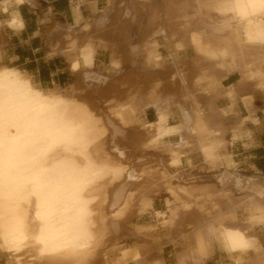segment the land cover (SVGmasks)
I'll return each mask as SVG.
<instances>
[{
	"label": "bare ground",
	"instance_id": "bare-ground-1",
	"mask_svg": "<svg viewBox=\"0 0 264 264\" xmlns=\"http://www.w3.org/2000/svg\"><path fill=\"white\" fill-rule=\"evenodd\" d=\"M11 1L12 5L20 6L25 0ZM141 1L146 3L149 0ZM175 1L162 2L159 15L162 19L158 23L155 22L156 11L151 13L139 45L143 77L130 76L131 91L127 102H118L120 105L111 107L110 112L121 124L127 125L135 112L153 106L157 120L142 126L145 132L135 135L136 143L155 150L163 146L165 139L178 135L179 142L172 144L168 141L162 147L169 153L175 171L182 165L183 157L196 151L209 172L217 173L232 163L230 156L222 154L225 142L220 136V125L210 121L211 94L220 95L215 93L219 89L213 88L220 77L238 72L242 83L251 81L264 90V53L244 52L239 41L234 46L231 43L233 34L220 40L223 30L215 24H207L206 32L190 38L192 18H198L200 12L195 9L194 17H188L187 11L179 8L182 13H178ZM203 4L207 10H215L223 17L222 25L231 32H240L252 43L264 45V0H200L199 5L202 7ZM89 5L92 16L88 21L80 14V3L73 7V22L77 27L71 26L64 34H60L51 21L44 26L47 43L51 44L47 55L64 56L78 77L72 92L66 93L60 88L42 89L20 70L0 66V252L8 256V264H161L162 261L152 257L153 248L142 241L134 248L120 250L116 257L106 249V238L119 229L135 204L129 188L140 180L143 173L139 174L133 166L127 168L123 161L115 162L106 153V130L100 126L102 121L89 104L81 102L84 89L102 81L101 75L91 70L97 49L110 43L108 30L112 22L107 15L101 16L93 3ZM0 8H8L6 0L0 2ZM117 8H121L119 2ZM23 26L18 16L0 24V42L3 28L16 33ZM73 32L77 36L65 40L64 36H74ZM159 34L166 39L172 65L181 51L192 52V58L183 61L185 68L175 69L170 81H165L168 71H156L163 61L156 38H153ZM60 36L63 37L60 39ZM112 44L110 63L118 69L119 49L117 44ZM192 89L201 91L203 96H196ZM232 92L224 90L223 95L234 101ZM200 98L203 102L209 100L208 108L199 105ZM112 101L114 99L110 96L105 103L108 105ZM243 102L252 104L250 99ZM175 104L181 108L183 122L180 120V126L171 127L167 122ZM161 176L169 187L166 189L168 195L187 201L183 214L194 208L191 199L201 193L216 198L217 210L219 204L227 205L211 218L200 217L184 224L179 235L183 241L190 240L192 246L176 256V264H186L187 260L204 262L219 240L228 254L238 256V262L250 250L260 253L257 240L243 237L236 231L237 227L234 229L229 223L237 210L244 209L249 212L247 220L264 226V208L254 198L255 194L264 196V179L245 183L236 180V189H245L248 193L233 202L229 190L217 195L219 191L214 188H208L209 192L205 190L207 193L195 187L180 189L173 187L175 178L165 169ZM150 206L151 201L145 198L140 202L141 212ZM104 208L110 215L105 214ZM175 225L172 218L170 227L173 229ZM180 225L179 222L176 226L180 228ZM144 231L142 228L137 232L142 236ZM203 240L211 245H202ZM155 251L161 253L162 246Z\"/></svg>",
	"mask_w": 264,
	"mask_h": 264
},
{
	"label": "crops",
	"instance_id": "crops-1",
	"mask_svg": "<svg viewBox=\"0 0 264 264\" xmlns=\"http://www.w3.org/2000/svg\"><path fill=\"white\" fill-rule=\"evenodd\" d=\"M1 1L3 0H0V2ZM6 1L8 8L6 10L0 8V24H5L12 16H18L24 26L16 33L15 31L3 28L1 32V41L4 40V43L0 42V49L2 48L0 50V66L20 70L26 77L30 78L33 83L37 84L42 89L49 90L59 87L60 89L67 90L73 88L75 85L73 82L75 75L69 71L68 63L64 56L54 55L55 57H51L47 55L50 53L51 44L49 42L47 43L45 37L43 19L45 17H53L62 27V31L71 26L77 27L73 22V7L79 0H25L20 6L12 5L11 0ZM84 1L85 2L80 4L79 11L81 16L88 21L90 20L88 16H92L90 3L95 5L94 9H96V11L102 13L104 9L108 8L111 4H116L117 0ZM100 49L103 48L97 49L94 67L97 66L99 62L97 58L101 56L99 53ZM189 52V50L181 51L177 57L182 62L188 61ZM159 53L162 56L163 49L160 48ZM241 81V76L238 72L220 77L213 88L214 90L219 89L215 91V93L219 92L220 95L215 96L214 93H212V100L210 101L212 104V109L209 112L210 121L212 124L220 125L222 129V134L220 136L225 142V148L222 151L223 153H221L231 157L232 166L223 167L217 171V173H209L203 167L199 152L193 151V153L190 152L191 154L182 158L181 168L179 167L181 173L198 179H210L212 177L220 178V176L226 175L225 177L228 178L225 181L228 184L226 188L235 192L237 197H241L243 193L235 191L234 182L236 180L245 183L248 180L258 182L264 179V90L257 87L254 82L246 81L242 83ZM224 90L233 91L232 93L234 94L235 100L232 101L229 97L224 96ZM242 99H250L252 100V104L246 105ZM208 103L209 100L203 102V106L208 108ZM173 108L174 109L171 108L172 115L168 119L167 124L171 127L180 126L183 122V119H181V108L179 106H177V108L173 106ZM221 111L223 112L222 114ZM138 118L143 125L152 124L157 120V112L153 106H147L139 113ZM133 134L137 135L135 133ZM133 134L131 136H133ZM167 140L175 144L180 141V136H171ZM212 174H214V176ZM207 184L212 183L201 182L196 186H204ZM156 212L164 211L156 207V199H153L152 208L141 215L135 212L133 220H150ZM207 212L210 214L215 212L211 203L207 201L195 202V208L192 214L184 217L183 214L180 213L178 221L180 220L181 222L182 219L194 222L200 215ZM246 222L247 218L244 216V212L239 209L234 213L231 225L239 226L241 229L245 230L248 236L254 237L261 247L260 253L258 252L257 254L250 250L246 255L242 256L238 262V256L236 254L230 255L226 253L225 250L215 243L210 256L208 259L206 258L204 262L195 263L192 260H187L186 264H261L260 262L264 264V226L255 225L252 228H247ZM137 225L153 226V230L148 232L149 235L159 233V242L157 243H154L151 238H146L149 246L153 248H151L150 255L154 258L157 257L160 261L162 259L161 264H176V256L187 248L186 243L179 235L181 234L179 231L180 228L177 226L175 229H171L166 225L165 229L159 230L157 225L156 228L155 225H148L146 223H138ZM137 225H134V227ZM176 236L179 238L177 239ZM161 246V253L155 251Z\"/></svg>",
	"mask_w": 264,
	"mask_h": 264
},
{
	"label": "rangeland",
	"instance_id": "rangeland-1",
	"mask_svg": "<svg viewBox=\"0 0 264 264\" xmlns=\"http://www.w3.org/2000/svg\"><path fill=\"white\" fill-rule=\"evenodd\" d=\"M164 1L166 2L167 0H149L146 3H143L141 0H117L116 4H111L108 8L104 9V12L100 13V15L102 14L101 16L107 15L106 16L108 17L107 19L112 21L111 26L109 27V30H108L109 31L108 40H110V43L105 48L100 49L99 53L101 54V56L97 58L99 62L97 63V66L95 67L93 65V68L91 70L92 73L97 74L99 76L101 75L100 77L102 81L94 82L93 85L88 86V88L84 89L85 93L84 91L82 92L81 102L83 101L86 105L89 104L88 106H90L91 109H93L96 116L101 119L102 122L100 126L101 127L104 126L103 128H105L106 130V135L104 139L106 153L109 154V156L115 162L123 161V163L125 164L127 168H132L133 166L139 174L143 173L142 177H140V180L136 184H132L129 188L130 189L129 194H134L133 197L135 199L134 200L135 204L132 206V208L133 207L134 208L133 209L131 208V211L127 215V218L125 219V221L121 222L119 229H117L116 232H114L112 235L106 238V243H107L108 248L106 247V244L104 246L106 247L107 250L111 252V255H113L112 257H116L118 253L120 252V250H127L129 248L131 249V248L136 247V245H138L141 241L148 243V240L146 238H151L154 243L159 242V233H153L150 235L148 234V232H151L153 230L154 228L153 226L137 225L138 223H146L148 225H155V228L157 225L159 230L165 229L166 225H168V227L171 228L170 220L172 218L174 219L176 225L179 224L180 222V220L178 221V219L180 218L179 214L180 213L183 214L184 212L183 210H185L184 206L186 205L187 201L181 198L175 199L167 194L168 190L166 189H168L169 187L167 188L166 181L161 178L162 177L161 173L164 171V169L168 172V174L174 176L175 181L172 182L173 187H180V189H187L190 187H195L196 190L201 189V190H204L205 193H207L205 190L208 191L214 188L219 191L217 195L222 194L226 190H229L230 192H232L229 188H226L228 186L227 182H225L228 179L225 177L226 175H222L220 176V178L212 177L210 179H198L193 176H190V175L186 176L184 173H181L180 172L181 167L178 168L177 171H175L172 167L169 153L164 148H162L164 147L166 142H168L167 140L168 138L165 139L162 147L159 146L158 149L160 150H158L157 148H156L157 150L156 149L154 150L153 148L150 149V148H147L146 146H142L136 143L135 135L133 133L138 134L139 132L141 133V131L145 132V130L142 127L143 124L142 122H140L138 118L140 112L138 111L135 112L133 116L131 117L130 122L127 125L121 124L117 119H115L111 115V112H110L111 107H116L120 104L126 103L128 100V95L131 91V88L128 84L130 76L137 75L138 79H142L143 77L144 73H143V65H142V61L140 57L141 50H140L139 45L142 40L141 38H143V34L146 29L151 13L153 11L154 12L156 11L157 13L156 18H155L156 23H158L162 19L161 16L159 15H161L160 7L163 4L162 2ZM82 2H85V1L79 0L77 1L76 5H78L79 3L81 4ZM118 2L121 4V8L119 10L117 8ZM140 2L142 3L140 4ZM199 3H200V0H176L174 4L176 6L174 7L177 10L179 8L180 9L182 8L184 11H187L185 13L188 17H191V16L194 17L195 9H197L200 12V16L198 18L196 17L192 18L193 22L190 24L191 28L189 31L190 38H197L199 37L200 34H202L201 32H206L204 29H206L205 27L207 24H215V26L218 27V29L223 30V32L221 33L222 36L220 40L228 39L233 34V39H232L233 41L231 43L234 46L240 43V48L244 52H248L250 54H253L254 51H257L259 54L264 53V45L252 43L247 37L242 36L240 32H234V33L231 32L229 28L222 25L223 22L221 21L223 20V17H221L220 15H217L218 13L215 10H207L204 4L202 6L204 8H202L199 5ZM180 9L178 10L180 11L178 13H182L181 12L182 9L181 10ZM90 18L91 17L88 16V19ZM229 18L232 19L230 16ZM43 20H44L43 21L44 26L47 21H51L52 24L57 27V30L60 34L66 33V30L70 28V27L65 28V30L62 32L61 30L62 27H60V24L53 17H45ZM223 27L224 29H222ZM76 34L77 33L73 32L74 36L70 34L71 37L64 36V38H66L65 40L69 41V38L70 40L73 39ZM61 37L63 36H60V39ZM153 38L154 39L156 38L158 50L160 48L163 49V53H162L163 61L161 63L162 65L157 67L156 71L158 72L168 71L165 77L166 78L165 81H170L172 80V76L175 73V69L182 70L185 68L186 64L180 61L178 57H176L175 65H172L171 52L166 44L165 37L162 34H159V35H155ZM79 40H80V37H78L77 41ZM1 43H4V42L1 41ZM112 43L117 44L118 49H119L118 59L120 62V66L118 69H116L114 65H111L110 63V54H111V48L113 45ZM99 48H102V47L100 46ZM188 58L189 60L192 58L191 51L188 54ZM94 60H95V57H94ZM68 68H69V71L75 75L73 78V82L75 83V85L73 88L65 90L66 93L72 92L77 84L76 82L78 81L77 80L78 77L76 76V73L73 70V68H71L70 65H68ZM149 70H153V69L149 68ZM148 80H149V77L146 78V81ZM55 88H59V87H55ZM49 90H52V89H49ZM126 91H128V93ZM191 91L195 93L196 89H192ZM196 93H195L196 96H199V97L203 96L201 91H197ZM117 94L119 95L121 94L122 96L124 95L125 97L124 96L119 97ZM110 96L112 99H114V102L112 101L110 104L107 105L105 102L110 99ZM114 97L119 100L118 101L117 99L115 100ZM122 100H123V103H122ZM201 101L202 100L200 98L199 100L200 106L203 105V101L202 102ZM118 102H120V104ZM174 106L177 108L178 105L175 104ZM132 134L133 136H131ZM203 167L207 172H209V169L207 168V166L203 165ZM212 175L214 176V174ZM215 178H216V181H215ZM201 182H208L212 184H207L204 186H196L198 185V183H201ZM235 183L236 182H234V186H235ZM235 191L239 193H243L241 197H244L248 193V191L245 189L238 191L236 187H235ZM107 193H109V191H106V194ZM231 195H232L231 199L233 200V202H236L241 199V197L236 196L237 194H235V192H232ZM145 198L151 201V206L146 208L144 213L148 212L152 208L153 199H156V207L160 210H163L164 212H156L155 215H153L150 220H144V221L133 220L135 212L138 215L144 214L142 213L143 211L141 212L140 202L145 201ZM254 198L264 208V196L255 194ZM191 201H194V205H193L194 208H195V202L207 201L212 204L213 210L215 212H213L212 214L207 212L205 214L200 215L199 218L201 217L202 219L211 218L215 216L216 214H218L219 212H221L223 209L227 208V205L225 203H222V204H219L220 209L217 210L215 208L216 203H217L216 198L206 196L202 193L195 195V197L191 199ZM221 207L222 208L224 207V208L222 209ZM194 208H192V210L189 211L188 213H184L183 216L186 217L192 214ZM104 209H105V214L107 216L110 215L109 214L110 212H108L107 208H104ZM241 210L242 212H244V216L247 218L249 215V212L245 211L244 209H241ZM232 220L233 219H230V223L228 222L229 225L231 224ZM247 222H246L247 228H252L255 225L263 226V224L261 223L257 224V222H255L256 223L255 224L254 222H251L249 220H247ZM186 223L189 224L190 221L182 220L180 222L181 225L183 224V226L180 225V230H179L180 232L183 229V227H185L184 224ZM134 225H137V226L134 227ZM176 225L175 227H177ZM175 227L173 226V228ZM142 228L145 229V231H144V234L141 236L138 232ZM233 228L234 229L236 228L237 229L236 231L240 232L243 237L256 240L252 236L247 237L245 230L241 229L239 226H233ZM233 228L231 226V229ZM137 236L143 237V239H140ZM228 239H231V237L229 238L228 236ZM184 242L186 243L187 248H190L192 246V243H190L191 242L190 240L185 239ZM201 244L202 245L205 244L208 246L211 245L210 242H208L207 240L205 241L203 240ZM217 245L223 250H225V248L222 245L221 240L217 242ZM256 253L258 254V252ZM8 262H9L8 256L0 252V264H8Z\"/></svg>",
	"mask_w": 264,
	"mask_h": 264
}]
</instances>
